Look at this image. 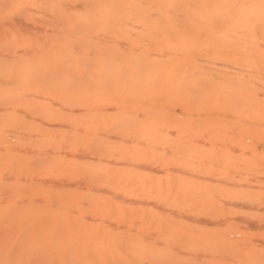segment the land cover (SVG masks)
I'll return each instance as SVG.
<instances>
[{"label":"rangeland","instance_id":"obj_1","mask_svg":"<svg viewBox=\"0 0 264 264\" xmlns=\"http://www.w3.org/2000/svg\"><path fill=\"white\" fill-rule=\"evenodd\" d=\"M15 2L18 5H25L24 7L27 9L35 5L36 7L40 6V4H38L39 6L37 3L34 4V1H31L33 5L31 6V3L25 0H13L10 3L12 6H7L0 13V15L3 14V16H0L2 19H6V17L3 18L5 13L9 14L11 12V8ZM27 3L30 5L29 8L26 6ZM17 7L13 11L17 10ZM41 10H43V7ZM23 16L24 20L28 18L29 20L26 21L31 23L35 21L38 24L39 22L37 21H41L38 27H40L39 31L43 33L40 35L39 32V35H45L44 25H46V28L48 26L46 23H43V26L41 25L43 18L40 20L39 17L37 18L31 12H25ZM35 18H37V21ZM171 20L172 23H168L166 20V24L170 27L161 22L159 25L160 28H158L159 26L156 27L155 23L159 22L153 20L155 27L150 25L152 28L146 26V28L140 30L123 29L122 27V30H119L116 27L117 21H115L112 26L107 28L108 31H104V29H102L103 31H99L105 32V34L103 33L104 39L107 41L101 36L97 37L93 35L94 33L98 35L97 30H99L94 27L93 33L90 32L93 35L92 38H102L105 44H103L104 46L102 45L104 48L99 43L98 45L97 43L94 44L95 48L93 47V43L89 44L90 47L88 45L87 49L89 52H92L89 54L87 62L90 66L86 64L79 66L74 62H69V64L68 62L65 63L61 58L62 55H65V52L53 47L49 49V47H44L43 45L39 46L40 48L44 47L42 48L43 52H34L35 55L38 53V62L32 60V57L25 60L28 64L35 61L31 67L30 64L23 63L25 69L22 66L21 60H17L19 62L12 59L9 60V64H11H7L9 67L4 64L8 60L4 63L1 62L0 67L2 66L4 68V72L5 70L8 72L5 75L1 71L3 69L0 68L1 73H3V75L1 73L0 75H5L3 79L0 76L1 82L8 80V85L6 86V83L0 82V87L3 84V94L8 90L7 87L11 91L8 92L9 95L6 93L4 98L1 94L2 87L0 88V104L4 107L0 105V109H3L4 113L3 116L2 110H0V118L2 116L1 120H3L0 121V156H3L2 153L4 152L1 146L4 147L3 149H6V152L7 150L9 151L6 154L4 153L6 158L0 157V159H2V162L9 160L7 154H10L11 158L10 156L9 158L11 160L0 164L6 166L5 169V166H0V171H3L6 176L10 177L12 175V180L9 181V177L5 178L4 174L0 172V179L6 181L3 182L0 180V214L4 213L0 216H3L5 219L0 218V222L3 221V224H0V228L9 223H16L24 227L29 222H34L33 225L37 227L39 225L40 227L42 226V232H38L39 227L37 230H30L32 233L33 231L35 233L32 236L33 239L31 237L29 238L30 241L32 239L33 243L28 239L25 241L27 244L29 242L31 245L36 244L35 246H38L39 244L37 243L39 242L42 244V241H45V239L51 241L53 236L54 238L57 236L55 239H58L60 237L59 233H63L64 235L69 232L67 234L71 235V238L65 234L63 236L65 238L64 241L63 239L58 241L61 239L60 237L57 241L55 239L51 241L53 242L51 244H54V241L55 243H67V245L69 244L68 250L71 249L72 254L71 251L67 250V245L63 249L62 246L59 247L55 244L58 247L56 248L54 245L51 246L49 242H46L47 244L44 242L47 249L53 247L54 253L56 252L55 254H58L61 250L65 254V260L62 258L64 255L59 259L60 253L57 255L58 257H55L57 261L61 260L60 262L62 263L59 264H73L72 261H74V264H264V49H258L257 47V49H254V47L250 49L246 47L247 45L244 46L243 44L235 43L231 39V36L227 35L229 30L225 28L218 30L182 29L180 25L177 27V24H174L176 19ZM44 21L46 22V20ZM168 21L171 22L170 19ZM190 21H193V19ZM170 24H174V26L171 27ZM109 29L112 34L109 32ZM13 30L14 28L11 26L7 27L4 43L8 41L5 44L6 48L13 45L15 47L13 52H16L23 47L20 43L23 36ZM219 30L221 31L219 32ZM6 34H10V37ZM99 34L103 36V34ZM90 35L89 38L91 37ZM48 36H51V34ZM19 37L21 38L17 39ZM12 41L13 43L15 42L14 44H16L17 48L14 44L10 43ZM108 41L109 43L112 41L111 44H114V42L118 43L117 45H110ZM98 48L100 49V54L96 51ZM102 49L103 51H101ZM18 51L21 53L20 50ZM55 53L56 56H54ZM49 59L51 62H49ZM40 61H43L41 65L44 62L47 64H44L43 68L39 69L40 64L38 63ZM54 61H57L59 65L61 64L62 67L59 65L57 67H61V70L56 68L57 63L55 65ZM14 62L20 64L18 65L19 67L16 63L14 65ZM36 62L37 64H35ZM71 64L74 65V70L73 68L71 69ZM76 65L78 69H76ZM85 65L88 66V70L86 69L87 67L84 68ZM34 66L35 69H33ZM46 66L47 68L49 67L50 74L47 73ZM67 69H69V74L64 72ZM84 69L87 70L88 74L86 71V73L83 72ZM12 70H16L14 71L16 74L14 75L13 73L14 76L12 77L11 75L8 76L10 72H13ZM26 70L27 73L24 74L26 79L20 78L23 75V71L25 72ZM34 70H37L36 73ZM41 70H44L43 72L45 73H41ZM94 70L100 75H96V73L94 76ZM19 72H21V75ZM74 72H76L75 74L79 78L75 77L73 81V78H70L71 76H67H74ZM46 73L49 74L48 78L38 75ZM33 74L35 75L34 78L32 77ZM88 75L90 79L87 78L89 77ZM55 76L61 79H56ZM22 77L24 78V76ZM35 77L38 79H35ZM43 77L47 78L46 81L48 80V84H43V81H45ZM54 78L56 81H54ZM18 79L22 80L20 81ZM28 79H30L29 81L31 83ZM41 79L43 80L42 83L38 84L41 82ZM76 79H80L78 80L79 82H76ZM9 80H13V82L10 83ZM63 80H66L67 83L72 82L78 86H74L75 88H70V90L69 87H72L74 84L71 83L67 87L65 86L67 83L61 84L65 83ZM32 81H36V83ZM83 81L89 83L85 84ZM26 82L30 83V85ZM46 84L48 86L49 84L50 86L54 85L55 90L52 86L51 89L53 90L50 87H45ZM21 85L26 89L23 90ZM27 88H29L28 92H33L32 90H34L35 95L38 94V96H35L32 93V98L36 97V101L31 99V95L27 91L25 95ZM18 90H20L19 93ZM39 92L42 93L39 94ZM19 94L20 98H18ZM55 94L60 102L62 100V103L64 100H67L68 103L71 102L77 105L79 100L82 99V101L77 106H73L74 108L66 102L64 103L67 104L69 109L64 103L65 106L61 105L58 107L61 103L59 104ZM14 95H17L15 96L17 97L15 100L19 102L14 101ZM81 95L82 97H80ZM10 96H13L11 97L13 100L10 99ZM50 96L52 99H50L51 103L49 100ZM23 97L26 99L21 101ZM76 98L79 100L77 101ZM41 100L45 102H41ZM55 101H58V103ZM6 102H8L7 105ZM85 102L87 105L89 104L92 112L91 110L88 111V106L85 107ZM20 104H24L25 107L26 104H30L27 106L29 110H24V112H27H25L26 118H31L30 121L28 119L26 121L24 118L21 119L20 116L24 114V108H21L23 105ZM45 105L46 107L43 108ZM18 107L22 109V112ZM65 107L66 112L64 111ZM78 107V111L82 109L87 110V112L80 110L81 114H79L75 110ZM5 108H8V110L11 108L12 110L10 109L8 111ZM32 108L33 112L30 111ZM18 111L21 112V115H18L20 114ZM44 111H46L45 117L48 118H45L43 114V122L41 120V113H44ZM7 113H9V120L13 119L12 121H15L14 123L10 122L12 124L11 127L7 123L9 122L8 116V121L5 119ZM78 116L80 117L78 118ZM80 118L81 121L79 120ZM23 120L25 121L24 125L26 126L27 124V129L22 125ZM57 120H61V122L59 121L57 123ZM73 120L75 121L69 123ZM4 121L6 122L4 123ZM18 121L22 124H19ZM77 121L80 123H77ZM52 123H56L59 127L53 126ZM63 123L66 127L69 126L74 130H72L73 132H69V134H72L69 138L72 141L69 139L67 141L66 138L69 137L67 133L71 129L64 128ZM18 124L27 130L25 131L24 128H19V126L18 128L16 127V130L18 132L21 131V133L31 131L33 127L31 133L29 131L28 135L26 134L27 138L22 137L21 133L16 134L15 130H13L15 125ZM43 124L44 126H41ZM77 128H81L82 130H77ZM53 129H58L57 132H59L57 133ZM11 130L14 131L16 136L18 135L17 141H20L19 143H17L16 136ZM40 131L42 132L40 133ZM36 133L38 136H35ZM74 134L78 137H75ZM19 136L22 137L25 144L21 143L22 139ZM34 137L36 140V137H38V141L40 140L39 142L41 143L36 141ZM64 137H66L65 140ZM63 143L66 145L63 146ZM28 144L33 149L31 150L32 153L34 150L37 151L39 149H41L39 150L40 152L44 151L43 153L45 154H39L37 151L36 155L38 160L35 157L36 155L34 157L36 163L45 160L41 164V167L45 166V168L42 169L39 167L41 169H38L36 167L35 160L33 161L32 159L35 153L30 156V148L27 151L25 150ZM61 144L62 149L65 148V153H63L64 150L61 151V147H56L57 145L61 146ZM67 144L75 153L70 151ZM43 145H48V147L53 146V148H48L47 146L45 148ZM9 147H13L16 150L10 153L13 149L11 148V150ZM18 149L19 151H17ZM46 149L48 150V154ZM54 149L56 150L54 151ZM75 149H80L79 151L83 156ZM18 152H21L22 157L20 156V158L21 161L22 158L24 159L25 166L24 161L20 163V158H15L18 156L14 154H18ZM53 152L60 154V156L55 155ZM67 152H69V155L71 154V157L67 155ZM23 153H30L29 156L27 155L29 159L23 157L26 156ZM40 155L44 157H42V160H40ZM47 155H50L49 157L51 159ZM85 156L86 160L84 158ZM81 157L84 158L85 162L82 161L83 158ZM13 159L15 162L17 161L16 163L18 165L12 161ZM51 161L52 165L49 164ZM27 162L29 163L28 165L26 164ZM9 163L14 165H9ZM30 164H33L30 167L32 171L35 170L38 174L31 171L29 173L36 175L35 178L39 177V179H42L40 180L41 182L44 181V178H48L46 180L47 185H44L46 183L45 181L43 185L40 184L39 186L37 183L39 179H35L32 174H29L30 178L33 177L31 181L32 185L29 183L31 180H28L29 176L27 175L29 168L26 169L25 167L31 166ZM11 166H15L13 167V172H11ZM17 166L20 168L18 169ZM21 169L24 170L23 173H21ZM5 170L11 173L9 174ZM38 170H41L39 171L40 173ZM47 170L52 172L51 175H49ZM26 171L27 174H25ZM16 172L21 174L19 175ZM45 172H47L48 176L44 175ZM68 172H70V175L67 176L66 174ZM54 173L59 174L57 176ZM64 173L69 177V180L62 176ZM23 174L26 176L22 177ZM14 175L17 177V180ZM52 175L56 178H54L56 183L58 182L60 184H55L54 180L51 183H54V185L50 184L49 180L53 178ZM18 178L22 179L21 181L25 185L27 183L26 178L29 185L33 186L31 187L32 189H26L27 183L24 187L25 190H22L23 188L21 186L24 185ZM23 178L26 183L23 181ZM60 179L63 180L61 181ZM76 180L77 184H75ZM33 181H36L37 185H34ZM7 183L9 185L13 183L14 190L17 188V191L13 192L16 194L20 193V196L13 197L17 195L10 191L11 195H8V199L7 192L11 188L7 190L9 186ZM65 184L68 185L66 186ZM57 185L62 190H57ZM43 186L45 188L44 190L41 189ZM29 187L27 186V188ZM50 187L53 188V191ZM53 192H55L54 195ZM47 194L51 197H49L50 199H47V196L45 197ZM38 195L42 196L38 198ZM43 197L47 201H44ZM37 198L43 203H39ZM52 198L58 199L56 201ZM11 201L15 207L11 205L12 203L8 204ZM54 201L55 203H59H57L58 206L54 204L55 207L53 208ZM33 202L39 208V210L35 209V211L38 210L36 214H39V211L43 210H47L46 212L50 213L48 214L43 211L45 214L41 212V215L39 214L40 216L35 217L36 215L32 213L34 210H29L32 213L31 215H33L32 218H38L35 219L38 221L32 220L27 209L33 208ZM44 202H52L50 204L54 210L51 207L47 208L48 203L46 206ZM6 203L8 206H6ZM37 203L42 205L39 206ZM18 204L21 205L22 209ZM16 205L18 208H16ZM23 205L29 208H24ZM3 208L12 210H8L6 213V210ZM1 209L5 212L1 211ZM19 209L29 219L27 220V224H25L26 220H23L25 223L22 222V217L19 218L18 216L17 218L15 216L18 213L15 210ZM55 210H72L66 212V214L70 212L67 215L72 216V220L70 219L71 222L69 223L72 225L66 224V221L69 222V219L66 220V214L62 215L64 211H59L57 215ZM11 211H13L14 215L9 214ZM78 212L83 214H80V216ZM86 213H89V215ZM46 214L51 218L54 228L51 226L52 224H49L51 223L50 220H48V223L46 222L48 219ZM53 214L57 218H59V214L63 216L60 215V219L62 218V220H58L67 229L60 226L61 224L58 220L55 222L56 219H54L55 216ZM43 215H45L43 219L46 223H43ZM85 215L89 217L85 218ZM13 216L15 219H12ZM99 216L101 217L99 218ZM8 217L11 218L9 219ZM77 217H79L81 223L75 222V220H78ZM73 218H75L74 221ZM83 218L87 220L84 221ZM18 220L19 222H17ZM5 221H8V223ZM56 223L60 225L57 226ZM96 223H99V228ZM75 224H79L80 226L84 224L81 228L82 232H84L80 234L84 240H79L81 236L78 233L81 231L77 227L79 225L75 226ZM33 225L30 224L28 226L29 229L31 227L34 228ZM85 225H91L89 228L92 230L87 229L88 226L86 227ZM43 227H46V229ZM97 228L98 233L103 238L99 234V236L96 235ZM74 229H78L79 231L77 230L78 232H76ZM65 230L69 231L65 232ZM85 231L89 235H85ZM89 232H93L94 234ZM49 233H52V237ZM38 234H40L38 238L41 239L42 237V239L34 243V238H37L36 236ZM91 237L94 239H91ZM100 237L103 239L101 242ZM86 238L91 240H86ZM96 238L99 240L98 242ZM68 239L70 241H67ZM73 239L78 241L77 244L74 243L75 241ZM83 241L84 244L82 243ZM73 243L78 245L77 248ZM91 243L95 244L93 245ZM12 245L14 244L12 243ZM49 245L50 247H48ZM30 246L28 245V247ZM4 247L7 249L8 246L6 244L0 246L1 253L2 250L4 251ZM82 247L86 248L83 249ZM43 249L46 250L44 247ZM85 249H87L85 251L87 257L82 256ZM49 251L52 250H48L47 252ZM82 257L84 259L81 262ZM0 263H2L1 259Z\"/></svg>","mask_w":264,"mask_h":264},{"label":"bare ground","instance_id":"obj_2","mask_svg":"<svg viewBox=\"0 0 264 264\" xmlns=\"http://www.w3.org/2000/svg\"><path fill=\"white\" fill-rule=\"evenodd\" d=\"M13 0H0V13L1 12H3L2 10H4L5 8H7V6L9 7V6H12L10 3L12 2ZM21 1V0H20ZM25 1H27V2H30L31 3V6H33L32 5V2L31 1H34V4H36L37 3V5L38 4H40V6L39 7H36V5L35 6H33V7H30L29 8V3H27L26 4V6H28V8L29 9H27V8H25L24 6L25 5H18V3H20V2H15L14 4H13V7L11 8L12 10H11V12L9 13V14H6L5 13V16L3 17V18H5L6 17V19H2L1 17H0V64H1V62H5L6 60H8V62H6V63H4V64H8V65H11V64H9V60H14V61H17V60H21V62H22V66L25 68V66H24V64H27V65H29L28 63H26V61L25 60H28V59H30L31 57H32V60H35V61H39V57L37 56L38 55V53H39V51L40 52H43L42 51V48H44V47H49V49H50V47H53V48H58V49H61V51H63V52H65V55H62V61H64L65 63H67L68 62V64H69V62H74V63H76L77 65H83V64H86V65H89V63H87L88 62V59H89V54H91L92 52H89V50L87 49L88 48V45L90 44V43H93V47L95 48V46H94V44H96L97 43V45H98V43L99 44H101V46L103 45V44H105V41H107V40H105L104 39V34H105V32H102L103 30L102 29H104V31L106 30V31H108L107 30V28H109V26H112L114 23H115V21H117V29H119V30H122V28L124 29V28H126V29H136V30H140V29H144V28H146V26H149V28H152V27H150V25H153L154 26V24H153V20H156V21H158L159 23H155V26L157 27V26H159L160 24H161V22L162 23H164L166 26H168V27H170L169 25H167L166 24V20H167V22L168 23H172V20L171 19H176L175 20V22H174V24H177V27L180 25V28H182V29H228L229 31H228V33H230V34H228L227 33V35H230L231 36V39L232 40H234V42L235 43H238V44H243L244 46H246V47H248V48H250V49H252V47H254V49H259V48H262V49H264V0H25ZM17 3V4H16ZM17 6H20V7H17ZM22 6V7H21ZM15 7H17V10H15V11H13V9L15 8ZM42 7H43V10H41L42 9ZM9 9V8H8ZM25 12H31L32 14H34V15H36V17L38 18H40V20H42V18H43V20H42V26H43V23L45 24H47V28H46V25H44L45 26V29H44V31H45V35H43V36H40V35H42V33L43 32H40L39 31V28L40 27H38L39 26V23L41 22V21H37V18H35L36 19V21L37 22H39L38 24H36V22L34 21H32V23L31 22H29V21H26V20H29L28 18L26 19L25 18V20L23 19V14L25 13ZM27 15H28V13H27ZM0 16H3V14H1ZM25 17H27V16H25ZM28 17H29V15H28ZM168 19H170V21L171 22H169L168 21ZM193 19V21H190V20H192ZM44 20H46V22L44 21ZM233 20V21H232ZM178 21V22H177ZM113 22V23H112ZM34 23V24H33ZM37 26H36V25ZM158 24V25H157ZM174 24H170L171 25V27H173L174 26ZM8 26H11L12 28H14V30L17 32V33H20V35L21 36H23L22 38L21 37H19V38H17V39H22V41L20 40V43L23 45V47L22 48H20V49H18V50H20V52L21 53H19V51L17 52H13V50H14V46L13 45H10L9 43V48H6V46H5V44L8 42H6V43H4V39H6V38H4V36H5V32H6V30H7V27ZM41 26V27H42ZM154 26V27H155ZM94 27H96V29H99V30H97L98 32V35L97 34H93V35H96L97 37L99 36H101L102 38L101 39H98L97 37H95V38H92V34L91 33H93V30H94ZM114 27V26H113ZM122 27V28H121ZM158 28H160V26L158 27ZM96 29H95V31H96ZM155 29H157V28H155ZM13 30V31H14ZM100 30H102L101 32H99ZM10 31V30H9ZM94 31V32H95ZM221 30H219V32H220ZM224 31H226V30H224ZM12 32V31H11ZM16 32H14V33H16ZM39 32H40V35H39ZM49 32V33H48ZM91 32V33H90ZM109 32L112 34V32H111V30L109 29ZM114 32H115V30H114ZM7 33V32H6ZM91 35H90V34ZM99 33H101V34H103V36L102 35H100ZM12 34V33H11ZM49 34H51V36H48ZM7 35V34H6ZM9 35V37H10V34H8ZM7 35V36H8ZM13 35H15V34H13ZM12 35V36H13ZM89 35L91 36L90 38H89ZM16 36V35H15ZM14 36V37H15ZM17 36H19V35H17ZM8 37V38H9ZM10 39V38H9ZM12 39V38H11ZM89 39V40H88ZM112 40H114L115 41V39H113L112 38ZM15 41V40H14ZM101 41V42H100ZM18 43H19V41H17ZM16 42V43H17ZM23 42V43H22ZM116 42V41H115ZM114 42V44H111L112 43V41H110V43H109V41H108V44H110V45H117V43H115ZM10 43H12V44H14L13 43V41L12 42H10ZM17 43V44H18ZM107 43V42H106ZM120 43V42H119ZM25 44V45H24ZM15 46H16V44H14ZM40 45H43L44 47H39ZM109 45V46H110ZM19 46V45H18ZM21 46V45H20ZM104 46V45H103ZM102 46V48H104ZM250 46V47H249ZM39 47V48H38ZM89 47H90V45H89ZM257 47V48H256ZM16 48H17V46H16ZM96 49H97V47H96ZM94 50V49H93ZM35 51H37L38 53L35 55L34 54V52ZM49 51V50H48ZM60 51V52H61ZM91 51V50H90ZM95 51V50H94ZM96 51H98V53H99V51H100V49L98 48V50H96ZM95 51V52H96ZM101 51H103V49L101 50ZM51 52V51H50ZM19 53V54H18ZM62 53V52H61ZM62 54H64V53H62ZM96 54V53H95ZM100 54V53H99ZM34 56H37V57H34ZM45 56H46V54H45ZM50 56V55H49ZM54 56H56V53H55V55ZM60 56V55H59ZM97 56V55H96ZM96 56H95V58H96ZM36 58H37V60H36ZM47 58V57H46ZM51 58V57H50ZM54 58V57H53ZM96 59H98V58H96ZM95 59V60H96ZM135 59V58H134ZM56 60V59H55ZM19 61H17V62H19ZM24 61V62H23ZM35 61H33L31 64H30V67H31V65H33L34 64V62ZM46 61H48V60H46ZM37 62L35 63V64H37ZM41 62V61H40ZM38 63V64H40V67H39V69L40 68H43V65L44 64H47V63H43V65H41L42 64V62L41 63ZM49 62H51L50 61V59H49ZM15 63L16 62H14V65H15ZM24 63V64H23ZM54 63H55V65H56V63H57V66H56V68L58 67V65H59V63L57 62V61H54ZM52 64V63H51ZM51 64H50V66H51ZM67 64V65H68ZM96 64V63H95ZM142 64V63H141ZM7 65V67H9ZM16 65L18 66V65H20V64H17L16 63ZM64 65H66V64H64ZM76 65V69H78V66ZM84 66V68L85 67H87L86 69L88 70V66ZM5 66V65H4ZM59 66H61V64L59 65ZM72 66V67H71ZM73 64H71L70 65V67H71V69L73 68ZM90 66V65H89ZM16 67V66H15ZM14 67V68H15ZM19 67V66H18ZM36 67H37V65H36ZM62 67V66H61ZM61 67H59V68H57V69H59V70H61ZM66 67V66H65ZM96 67V66H95ZM140 67H142V66H140ZM140 67H138V68H140ZM0 68H2V66L0 67ZM46 68H47V66H46ZM53 68V67H52ZM67 68H68V66H67ZM3 70H1V71H3V73L5 74V75H7L6 73H8L6 70H5V72H4V68H2ZM7 69H10V68H7ZM26 69V68H25ZM24 69V70H25ZM32 69V68H31ZM33 69H35V66H34V68ZM32 69V70H33ZM37 70H38V68H36ZM54 69V68H53ZM75 69V70H76ZM80 69V68H79ZM36 70V71H37ZM47 70H48V72L47 73H49L50 74V70H49V67L47 68ZM55 70V69H54ZM68 70V71H67ZM66 71H64L66 74H69L70 72H69V69H67ZM73 70H74V68H73ZM72 70V71H73ZM83 70V69H82ZM87 70H85L84 69V71L83 72H87ZM1 71H0V73H1ZM10 71V70H9ZM13 72H10V74H8V76L9 75H11V77L12 76H14L16 73H14V71H16V70H12ZM35 71V70H34ZM36 71H35V73H36ZM42 71V70H41ZM44 71V70H43ZM41 72V73H45V72ZM90 71V70H89ZM57 72V71H56ZM60 72V71H59ZM68 72V73H67ZM85 72V73H86ZM94 76H95V74L97 73V71H95L94 70ZM3 73H1L2 75H3ZM12 73V74H11ZM13 73H14V75H13ZM20 73V75H21V72H19ZM19 73H18V76H19ZM25 73H27V70L24 72L23 71V75H21V77L20 78H22V79H26L25 78ZM38 73H39V71H38ZM43 74V75H41V74H38L39 76H46L47 78H48V76H49V74ZM63 73V72H62ZM62 73H60L61 75H62ZM76 72H74V74H75ZM80 73V72H79ZM90 73V72H89ZM32 74V73H31ZM87 74H88V72H87ZM86 74V75H87ZM99 73H97L96 75H98ZM2 75H0V76H2ZM5 75L4 76H2V79L3 78H5ZM53 75V74H52ZM83 75H84V73H83ZM100 75V74H99ZM7 76V77H8ZM22 76H24V78L22 77ZM34 74L32 75V77L34 78ZM60 76V75H59ZM69 76H71L70 78L74 81V79H75V77H77L76 76V74L74 75V76H72V75H68L67 77H69ZM89 76V75H88ZM46 77H43L44 79L43 80H45V81H43L42 79H41V82H39L38 84H40V83H42V81H43V84H45V83H49L48 82V80L46 81ZM56 77V79L58 78V79H61V78H59L58 76H55ZM63 77V76H62ZM87 77V76H86ZM27 78H29V76H27ZM77 78H79V76L77 77ZM88 79H90V76L89 77H87ZM10 79V78H9ZM22 79H18V80H22ZM35 79H38V78H36L35 77ZM52 79V78H51ZM55 79V78H54ZM56 79L54 80V81H56ZM30 79H28V81H29ZM78 80H80V79H76V82H79ZM85 80V79H84ZM2 80H1V78H0V82H1ZM8 81V80H7ZM5 82V80H3V82H1V83H6V86L8 85V82ZM10 81V80H9ZM26 81V80H25ZM24 81V82H25ZM52 81V80H51ZM65 83H61V84H66L67 82H66V80H63ZM68 81H69V79H68ZM86 81V80H85ZM11 82H13V80H11L10 81V83ZM19 82V81H18ZM30 83H31V81H29ZM33 82V81H32ZM84 82V81H83ZM82 82V83H83ZM10 83H9V85H10ZM19 83H21V82H19ZM27 83V82H26ZM30 83H27L28 85H30ZM33 83H36V81H34ZM53 83V82H52ZM54 83H56V82H54ZM72 82H68L65 86H70L69 84H71ZM85 83V82H84ZM87 84L89 83V82H86ZM85 83V84H86ZM15 84V83H14ZM13 84V86L14 87H16L15 85ZM46 84V86L45 87H50V89H51V86H52V88L55 90V88L53 87L54 85H51L50 86V84H49V86ZM72 84H74V83H72ZM36 85V84H35ZM79 85H81V84H79ZM22 86V88H23V90L24 89H26V88H24L23 87V85H21ZM34 86V85H33ZM43 86V85H42ZM56 86H57V84H56ZM61 86V85H60ZM74 86H76L75 84L72 86V87H69V89L70 88H72L73 89V87ZM78 86V85H77ZM76 86V87H77ZM82 86V85H81ZM80 86V87H81ZM2 87V88H1ZM1 91H2V89H3V84H1ZM5 87V86H4ZM10 87V86H9ZM28 87V86H27ZM37 87V86H36ZM44 87V86H43ZM62 87V86H61ZM83 87V86H82ZM33 88V87H32ZM63 88V87H62ZM66 88V87H65ZM75 88V87H74ZM84 88V87H83ZM83 88H81V89H83ZM87 88V87H86ZM85 88V89H86ZM6 89V88H5ZM8 89V90H7ZM7 91H5V94H3V91H2V93H1V91H0V93L3 95V97L5 98V95H6V93L8 94V92H10L9 91V88L7 87ZM11 89V88H10ZM15 89H17V88H15ZM38 89V88H37ZM39 89H40V87H39ZM53 89H51V90H53ZM58 89V88H57ZM56 89V90H57ZM67 89V88H66ZM79 89V88H78ZM21 90V89H20ZM20 90H18V93H19V91ZM28 90H29V88H27V90H25V95H26V91H27V93L29 94V95H31L30 97H31V99H33V101L35 100V98H32V96L33 95H35V92H34V90H32L33 92H28ZM35 90H36V88H35ZM59 90V89H58ZM71 90V89H70ZM89 90V89H88ZM16 91V90H15ZM46 92V91H45ZM75 92V91H74ZM85 92V91H84ZM83 92V93H84ZM89 92V91H88ZM87 92V93H88ZM13 93V92H12ZM17 93V92H16ZM21 94H24V93H22V92H20ZM31 93V94H30ZM32 93H33V95H32ZM37 93H38V91H37ZM42 93V92H41ZM40 92H39V94H41ZM60 93H62L61 91H60ZM73 93V92H72ZM76 93V92H75ZM87 93H86V95H87ZM45 94V93H44ZM43 94V95H44ZM81 94V93H80ZM79 94V95H80ZM85 94V93H84ZM9 95V94H8ZM8 95H7V98H8ZM18 95V94H17ZM17 95H14V97L15 96H17ZM68 95V94H67ZM66 95V96H67ZM90 95V94H89ZM21 96H23V95H21ZM35 96H38V94H36ZM46 96V95H45ZM55 96H56V98H57V95L55 94ZM59 96H60V94H59ZM1 97V96H0ZM11 97H13V96H10V99H11ZM13 97V99H14V101H16V102H19V101H17V100H15L17 97H15L14 98ZM28 97V96H27ZM69 97H70V95H69ZM76 97V96H75ZM79 97V96H78ZM80 97H82V95L80 96ZM88 97H90V96H88ZM18 98H20V94H19V96H18ZM38 98V97H37ZM40 98V97H39ZM38 98V99H39ZM45 99H46V97H44ZM48 98V97H47ZM55 98V97H54ZM56 98H55V100H56ZM64 98V97H63ZM10 99H8V100H10ZM13 99H11V100H13ZM23 99V100H22ZM26 99V98H25ZM24 99V97L23 98H21V101H24L25 100ZM37 99V100H38ZM41 99V98H40ZM51 99V96H50V98H49V100ZM58 99V98H57ZM65 99H66V97H65ZM77 99V98H76ZM89 99V98H88ZM18 100H20V99H18ZM52 100V99H51ZM51 100H50V103H51ZM79 99H77V101H78ZM87 100V99H86ZM6 101V100H5ZM20 101V102H21ZM36 101V100H35ZM58 101H59V99H58ZM58 101L56 102V103H58ZM77 101H76V103H77ZM80 101H82V99L81 100H79V102L77 103V105L80 103ZM39 102H40V100H39ZM41 102H45V101H42L41 100ZM54 102V104H56ZM64 102H66L67 104H71V106L73 107V106H77V105H75L74 103V105L70 102V103H68V101L67 100H64ZM63 102V103H64ZM74 102H75V100H74ZM23 103V102H22ZM28 103V102H27ZM61 103V104H60ZM62 103V100H61V102L59 101V106L58 107H60L61 105H66L67 106V104L66 103H64L63 104ZM8 104V102H6V105ZM32 104V103H31ZM41 104V103H40ZM43 104V103H42ZM53 104V105H54ZM84 104V103H83ZM1 105V104H0ZM20 105H23V107H21V108H24L23 109V112H24V110H27L28 109V107L27 106H29L28 104H26V107L24 106V104H20ZM57 105V104H56ZM64 105V106H65ZM85 107H87L88 106V108H89V110L88 111H90L91 110V112H92V109L90 108V106H89V104L87 105V103L85 102ZM2 106V105H1ZM32 106V105H31ZM83 106V105H82ZM82 106H81V108H82ZM3 107V106H2ZM7 107V106H6ZM42 107V106H41ZM40 107V108H41ZM46 107V105L43 107V108H45ZM50 107V106H49ZM68 107V106H67ZM4 108V107H3ZM15 108V107H14ZM21 108H19L18 107V109H20V111L22 112V109ZM31 108V107H30ZM57 108V107H56ZM62 108V107H61ZM74 108V107H73ZM73 108H71V109H73ZM6 110H8V108H5ZM5 109H4V111H5ZM11 108H9V110H10ZM18 109H16V110H18ZM68 109H69V107H68ZM77 109H79V107L78 108H76L75 110H77ZM83 109H84V107H83ZM0 110H2L1 112H2V115L4 116V113H3V109H0ZM8 110V111H9ZM12 110V109H11ZM29 110V109H28ZM64 110V109H63ZM74 110V109H73ZM81 111H86L87 112V110H82V109H80ZM80 110L78 111L79 112V114H81V112H80ZM20 111H18L20 114H18V115H21V112ZM30 111L31 112H33V108L32 109H30ZM62 111V110H61ZM65 112H66V107H65V110H64ZM7 112V111H6ZM26 112V111H25ZM24 112V114H22L20 117H21V119L22 118H24V119H26V121H27V119L28 118H26V113ZM36 112H37V110H36ZM39 112V111H38ZM45 112L46 111H44V113H41L42 114V118H41V120L43 121V118L46 116L45 115ZM71 112V111H70ZM73 112V111H72ZM75 112V111H74ZM85 112V113H86ZM40 114V113H39ZM43 114H44V117H43ZM75 114H76V112H75ZM78 114V113H77ZM87 114V113H86ZM88 114H89V112H88ZM24 115V116H23ZM47 115L49 116V114L47 113ZM90 115V114H89ZM7 116H8V120H9V113H7V115H6V117H5V119L7 120ZM52 116V115H51ZM50 117V116H49ZM77 117V116H76ZM80 116H78V118H79ZM1 118H2V116H1ZM1 118H0V121H3V120H1ZM45 118H48V117H45ZM66 119H67V117H65ZM81 118L82 119H84L82 116H81ZM81 118L79 119L80 121H81ZM19 120H20V118H18ZM31 119V118H30ZM30 119H28L29 121H30ZM61 119V118H60ZM7 120V121H8ZM13 119H11V120H9V122H7L8 124H10L9 125V127H11V123L10 122H15V121H12ZM40 120V121H41ZM45 120V119H44ZM17 121V120H16ZM28 121V122H29ZM46 121V120H45ZM60 122H61V120H59ZM58 120H57V123L59 122ZM75 120H73V121H70L69 123H72V122H74ZM6 121H4V123H5ZM44 122V121H43ZM79 121H77V123H78ZM84 122H85V120H84ZM6 123V124H7ZM18 123H19V121H18ZM27 123V122H26ZM30 123H32V122H30ZM65 123V122H64ZM63 123V125H64V128L66 127V125ZM68 123V124H69ZM80 123V122H79ZM1 124V123H0ZM7 124V125H8ZM19 124H22V123H19ZM15 125V127H14V129L13 130H15V133L17 134V133H21V131H17L16 129L18 128V126H19V128H26L27 127V124H26V126L24 125L25 124V121L23 120V124L22 125H24V127H20V125ZM35 124H36V122H35ZM47 124H49L50 126H51V124L49 123V122H47ZM40 125V124H39ZM52 125L53 126H57L56 125V123H52ZM86 125V124H85ZM6 126V125H5ZM41 126H44V124L43 125H41ZM52 126V127H53ZM71 126V125H70ZM8 127V126H7ZM17 127V128H16ZM39 127V126H38ZM37 127V128H38ZM57 127H59V126H57ZM25 128H24V130H25ZM28 128V127H27ZM26 128V129H27ZM56 128V127H55ZM67 129H71V127H69V126H67L66 127ZM74 128V127H73ZM83 128V127H82ZM86 128V127H85ZM8 129V128H7ZM32 129H33V127L31 128V131H32ZM35 129V128H34ZM40 129V128H39ZM38 129V130H39ZM79 129H81V128H79ZM78 128H77V130H79ZM13 130H11V132L12 133H14V131ZM53 130H55V129H53ZM58 130V129H57ZM57 130H55L56 132H57ZM73 129H71V130H69L68 131V133L67 134H69V132H71ZM82 130V129H81ZM25 131H27V130H25ZM30 131V130H29ZM28 131V132H29ZM31 131H30V133H31ZM55 131H54V133H55ZM74 131V130H73ZM72 131V132H73ZM10 132V133H11ZM28 132H23V133H21L22 134V137H26L27 138V135H28ZM42 131H40V133H41ZM59 132V131H58ZM57 132V133H58ZM82 132H84V131H82ZM14 133V134H15ZM35 133V132H34ZM53 133V134H54ZM8 134V133H7ZM16 134H15V136H16ZM27 134V135H26ZM38 134H39V132H38ZM66 134V133H65ZM10 135V134H9ZM8 135V136H9ZM12 135V134H11ZM24 135V136H23ZM30 135H32V134H30ZM29 135V136H30ZM37 135V133L35 134V136ZM58 135H60V134H58ZM57 135V136H58ZM70 135L72 136V134H69V137H64V140H65V138L67 139V141H68V139L70 138ZM1 136V135H0ZM13 137H14V135H12ZM12 136H10V137H12ZM18 136V135H17ZM17 136H16V141L18 140L17 139ZM38 136V135H37ZM40 136V135H39ZM61 136V135H60ZM74 136H75V134H74ZM19 137H21V136H19ZM22 137H21V139H22ZM59 137V136H58ZM75 137H78V136H75ZM37 138V140L35 139V137H34V139L36 140V141H38V137H36ZM46 138V137H45ZM14 139V138H13ZM14 139V140H15ZM28 139H30V137H28ZM27 139V141H29ZM39 139H41L42 140V138L41 137H39ZM44 139V138H43ZM74 139V138H73ZM2 140V139H1ZM31 140V139H30ZM69 140H71V139H69ZM35 141V143H37ZM40 141V140H39ZM38 141V142H39ZM45 141L47 142V140L45 139ZM49 141V140H48ZM72 141V140H71ZM71 141H69V142H71ZM20 142V141H19ZM18 141H17V143H19ZM44 142V141H43ZM60 142V141H59ZM58 142V143H59ZM66 142V141H65ZM22 144H25L24 143V141H23V139H22V142H21ZM28 143H30V142H28ZM39 143H41V142H39ZM48 143V142H47ZM56 143V142H55ZM21 144V145H22ZM31 144V143H30ZM52 144V143H51ZM68 144H70V143H68ZM67 144V145H68ZM75 144V143H74ZM5 145H6V143H5ZM56 145V144H55ZM66 145V144H65ZM64 145V143H63V146H65ZM25 146V145H24ZM27 147H25V150L27 151V149H29V151L31 152V154H30V156L33 154V153H35V154H33V157H32V159H33V161L35 160V157H36V159L38 160V157H37V151H38V153L39 154H45V153H43L44 151H39V150H41V149H39L38 147H37V149H39V150H34V152L32 153V151L31 150H33V149H31V146H29V144L28 145H26ZM43 146H45V145H43ZM47 147H48V145H46ZM46 146H45V148H46ZM52 146V145H51ZM69 146V145H68ZM76 146V145H75ZM74 146V147H75ZM78 146V145H77ZM35 147V146H34ZM57 148H59V147H61V149H62V144H61V146H56ZM1 148H2V150L4 151H2L3 153V156H0V157H5L6 158V153L7 152H9L8 150H7V152H6V149H3L4 147H2L1 146ZM10 148V147H9ZM13 150H12V149ZM10 149L12 150L10 153H12V152H14V150H16L15 148H13V147H11ZM48 148H53V146L52 147H48ZM69 148H70V146H69ZM78 148V147H77ZM80 148H82V147H80ZM65 149V148H64ZM64 149H62L61 151H63ZM45 150V149H44ZM56 149H54V151H55ZM76 150V149H75ZM80 150V149H79ZM79 150H76L80 155H81V152L79 151ZM17 151H19V149L17 150ZM16 151V152H17ZM22 151V150H21ZM28 151V152H29ZM70 151L71 152H73V149L71 150V148H70ZM46 152H47V154H48V150L46 149ZM66 151L64 150V152L63 153H65ZM5 153V154H4ZM21 152H18V154H14V155H16V156H18V157H15V158H20V156L22 155V154H20ZM54 153V152H53ZM73 153H75V152H73ZM72 153V154H73ZM78 153H76V154H78ZM24 154V153H23ZM29 154H24V155H28L29 156ZM55 154V153H54ZM36 155V156H35ZM55 155H58V156H60V154H55ZM54 155V156H55ZM67 155L68 156H70L69 155V152H67ZM9 156H10V158H11V155L10 154H7V158L9 159V160H11L10 158H9ZM26 156H23V157H25V158H28V156L26 157ZM35 156V157H34ZM41 156V155H40ZM50 155H47V157H49ZM58 156H57V158H58ZM79 156V155H78ZM78 156H76L77 158H79ZM81 156H83V155H81ZM22 157V156H21ZM43 156H41L40 157V160H42L43 158H42ZM71 157V156H70ZM75 157V158H76ZM4 158V159H5ZM50 159H51V157H49ZM64 158V157H63ZM81 158H83V157H81ZM85 158V160H86V156L84 157ZM84 158H83V160L82 161H84L85 162V160H84ZM3 159V160H4ZM29 159V158H28ZM9 160H4L3 162H5V161H9ZM39 160V161H40ZM54 160V159H53ZM52 160V161H53ZM76 160V159H75ZM12 161H14V159L12 160ZM20 161H21V158H20ZM24 161V159L22 158V161L20 162V163H22ZM27 161V160H26ZM30 161H32V160H30ZM50 161V160H49ZM52 161L49 163L50 165H52ZM79 161V160H78ZM2 162V159H0V164H4L3 162ZM17 162V161H16ZM15 161H14V163H16ZM35 162V165H36V167H38V169H43V168H45V166L44 167H41V164L43 163V162H45V160L44 161H40V163H38V165H37V163H36V160L34 161ZM81 162V161H80ZM6 163V162H5ZM24 163V166H25V161L23 162ZM55 163V162H54ZM10 164H12V163H9V165ZM17 164V163H16ZM27 165L29 164L28 162L26 163ZM6 165H8V164H6ZM12 165H14V164H12ZM18 165V164H17ZM20 166L22 165V164H19ZM31 166H28V167H25L26 169H28L27 171H28V174H27V171H26V173L25 174H27L28 176H29V174H32V176L35 178V176L36 175H34L33 173H29L30 171L31 172H35V170L34 171H32V169L30 168V167H32V165L33 164H30ZM34 165V166H35ZM40 165V166H39ZM44 165V164H43ZM48 165V164H47ZM55 165V164H54ZM66 165V164H65ZM0 166H2V165H0ZM5 166V165H4ZM4 166H2V167H4ZM23 166V165H22ZM13 167H15V166H13ZM12 166H11V168H12V171L11 172H13L14 170V168H13ZM18 167V166H17ZM39 167H41V168H39ZM6 168V166L4 167V169ZM10 168V169H11ZM20 167H18V169H19ZM50 168V167H49ZM57 168V167H56ZM51 169V168H50ZM7 170H9V168H7ZM7 170H5L7 173L9 172V171H7ZM22 170V169H21ZM39 171H41V170H38V172ZM52 171V170H51ZM0 172H2V174H4L3 173V171H0ZM11 172H9V174L11 173ZM21 172V171H20ZM24 172V170H22V172L21 173H23ZM47 172H49L48 170H47ZM47 172H45L44 173V175H47ZM59 172V171H58ZM65 172V171H64ZM17 174H21V173H19V172H16ZM37 172H35V174H36ZM40 173V172H39ZM41 173H43V172H41ZM51 173L52 172H49V175H51ZM56 173H57V171H56ZM69 173V174H68ZM66 175L68 176V175H70V172H68ZM16 174V175H17ZM25 174H23V176L22 177H25L26 175ZM38 174V173H37ZM55 174V173H54ZM59 174V173H58ZM58 174H55V175H57L58 176ZM73 174H74V172H73ZM72 174V175H73ZM43 175V176H44ZM65 175V173H64V175H62V176H64V177H66L67 178V180H69V177H67ZM12 176V175H11ZM10 176V177H11ZM15 176V175H14ZM18 176V175H17ZM28 176H27V178H28ZM48 176V175H47ZM56 176V177H57ZM62 176H60L61 178H63V179H65L64 177H62ZM78 176H80V175H78ZM2 177H3V175H2ZM4 177L5 178H8L9 176H6V174H4ZM10 177L8 178L9 179V181H11L12 180V177H11V179H10ZM16 177V176H15ZM32 177V178H33ZM52 179H50L51 178V176H50V180H49V182H50V184L52 183V181L54 180V175H52ZM72 177H74V176H72ZM81 177V176H80ZM79 177V178H80ZM1 178V177H0ZM4 178V179H5ZM32 178H30V176H29V179L28 180H30V184L32 185V183H31V181H32ZM71 178V177H70ZM82 178V177H81ZM7 179V180H8ZM16 180H17V177L15 178ZM20 181L22 180V179H20V178H18ZM35 179H39V177H37V178H35ZM34 179V180H35ZM48 178H44V181H40V180H42V179H39V181H40V183H39V181L37 180V183H38V185L40 186V184H42L43 185V183L47 180ZM56 179V178H55ZM63 179H60L61 181L63 180ZM0 180H2V179H0ZM25 180L27 181V183H28V180L25 178ZM66 180V181H67ZM3 181V180H2ZM5 181V180H4ZM3 181V182H4ZM23 181H24V178H23ZM26 181H24L25 183H26ZM55 182V184H60V183H56V180H54ZM80 181H82L81 179H80ZM6 182V181H5ZM22 182V181H21ZM34 183V185H37V183H36V181H33ZM77 182V180L75 181V184H77L76 183ZM23 183V182H22ZM27 183H26V185H27ZM29 183H28V187L29 188H27V186L23 183V185L24 186H21V188H23L22 190H25L24 189V187L26 186V189L28 190V189H32L31 187H33V186H31V185H29ZM54 183L53 184H51V185H54ZM63 183V182H62ZM69 184H70V182H68ZM81 183V182H80ZM21 184V183H20ZM49 184V185H50ZM7 185H9V183H7ZM11 185V184H10ZM10 185L7 187V190L9 189V188H13V190H9L8 192H7V198L9 199V197H8V195L10 194L11 195V193H10V191H12V193L13 194H15V195H17V196H13V197H18V196H20V193H18V194H16L15 192H13V191H17L16 189L14 190V184L12 183V185H11V187H10ZM44 185H47V181H46V183L44 184ZM63 185V184H62ZM61 185V186H62ZM66 185V184H65ZM68 185V184H67ZM66 185V186H67ZM13 186V187H12ZM56 186V185H55ZM54 186V187H55ZM37 187V186H36ZM35 187V188H36ZM49 187V186H48ZM38 188V187H37ZM51 188V187H50ZM58 188V189H57ZM41 189H45L44 188V186H43V188H41ZM53 188H51V190H52ZM56 189L57 190H59V189H61V188H59V186L57 185V187H56ZM21 190V191H22ZM26 190V191H27ZM62 190V189H61ZM53 191V190H52ZM52 191H51V193H52ZM54 191H56V190H54ZM42 192V191H41ZM35 193V192H34ZM43 193V192H42ZM47 193V192H46ZM44 194V193H43ZM55 194V192H53V195ZM9 195V196H10ZM36 196V195H35ZM42 195H38V198L39 197H41ZM47 196V199L50 197V196H48V194L47 195H45V197ZM30 197V196H29ZM34 197V196H33ZM37 198V199H38ZM44 198V197H43ZM51 198V197H50ZM49 198V199H50ZM18 199V198H17ZM27 199H28V197H27ZM36 199V200H37ZM47 199H45L44 198V201L46 200L47 201ZM53 199V198H52ZM58 199V198H57ZM57 199H53V200H56L57 201ZM7 200V199H6ZM10 200H12V199H10ZM10 200H8V201H10ZM29 200V199H28ZM33 200V199H32ZM39 200V201H38ZM37 201L40 203V202H42L40 199H38ZM1 201H3L2 199H1ZM13 201H16V200H13ZM59 201V200H58ZM18 202V201H17ZM20 202H21V200H20ZM24 202V201H23ZM28 202V201H27ZM4 203V202H3ZM8 203V202H7ZM6 203V206H8V204H11L12 203V201L11 202H9L8 204ZM34 203V206L36 205L35 204V202H33ZM39 203H37V204H39ZM43 203V202H42ZM45 203V202H44ZM48 203V202H47ZM47 203H45L44 205H46ZM50 203H52V202H50ZM50 203H48V206H47V208L48 207H51L52 208V206H51V204ZM57 203H59V202H57ZM57 203H55V201L53 202V205L55 204H57ZM63 203V202H62ZM21 204H23V203H21ZM27 204V203H26ZM11 205H13V207H15V205H14V203H12ZM42 205V204H41ZM40 204H39V206H41ZM55 205L53 206V208L55 207ZM18 206L22 209V207H21V205H19L18 204ZM18 206L16 205V208H18ZM29 206V205H28ZM34 206H32L33 208H31V209H27L28 211V214H29V216H31L30 218H32V216L33 215H31L32 213H34V215H36L35 217H37V216H40L41 214V212L43 213V214H45V212L47 211V210H43V209H40V210H43V211H45V212H43V211H39L40 213V215L37 213L36 214V212H38V210H39V208L38 207H34ZM56 206H58V204L56 205ZM4 207H5V205H4ZM12 207V206H11ZM23 207L24 208H26L27 206L26 205H23ZM8 208V207H7ZM27 208H29V207H27ZM43 208V207H42ZM52 208V209H53ZM65 208H67V207H65ZM3 209H5V208H3ZM35 209H38L37 211H35ZM45 209V208H44ZM56 209V208H55ZM58 209V208H57ZM6 210V209H5ZM9 210V209H8ZM8 210H6V213H7V211ZM10 210H12V209H10ZM9 210V211H10ZM29 210H34V211H32V213L31 212H29ZM54 210V209H53ZM1 211H4V210H2L1 209ZM15 211H18V213L20 214H16L15 216H17V218H18V216H19V218L20 217H22L21 219H22V222H24L25 223V221H23V220H26V223L25 224H27V220H29V219H27L26 218V215H25V213H22L23 211L22 210H15ZM20 211H22V212H20ZM25 211V210H24ZM56 211V210H55ZM55 211H51V212H55ZM59 211H64L63 213H62V215H65L66 214V212H68V211H72V210H59ZM58 210L56 211V214L58 215V212H59ZM101 211V210H100ZM5 212V211H4ZM46 213H50V212H46ZM70 213V212H69ZM69 213H67V214H69ZM79 214L78 215H80V214H83V213H81V212H78ZM99 213V212H98ZM1 214H4V213H1ZM0 214V215H1ZM9 214H13V211H11V212H9ZM21 214H22V216H21ZM48 214H46L47 215V220H46V222L48 223V220H50V222L51 223H49V224H52V220H51V218L49 217V215ZM66 214V215H67ZM72 214V213H71ZM85 214V213H84ZM86 214H88L89 215V213H86ZM97 214V213H96ZM101 214H102V212H101ZM8 215V214H7ZM14 215V214H13ZM51 215H52V213H51ZM54 215V214H53ZM61 214H59V218H57L56 217V215H54L55 217H54V219H56L55 220V222H57V220L58 219H60V217L62 216H60ZM88 215H85L84 217L86 218H88L89 216ZM5 216V215H4ZM23 216H25L24 218H23ZM44 216L45 215H43V217H42V219L44 218ZM76 216V215H75ZM81 216V215H80ZM83 216V215H82ZM3 218V216H0V218ZM63 217V216H62ZM68 217H70V218H68ZM71 215H67V216H65V218H67L66 220H68L69 222H67L66 221V224L67 225H70L69 223L71 222L70 221V219H71ZM95 217H98V216H95ZM101 216H99V218H100ZM9 218V217H8ZM11 218V217H10ZM9 218V219H10ZM76 218V217H75ZM75 218H73V221L75 220ZM78 218V220H75V222L76 223H79L80 222V219H79V217H77ZM85 218H83V220L84 221H86L87 219H85ZM98 218V219H99ZM12 219H15L14 218V216H13V218ZM35 219H38V218H32V220H34V221H38V220H35ZM45 219H46V217H45ZM64 219V218H63ZM3 220H5L4 218H3ZM20 220V219H19ZM19 220L17 221V222H19ZM40 220V219H39ZM44 220V219H43ZM60 220H62V218L60 219ZM60 220H58V222L60 223ZM72 220V219H71ZM89 220V219H88ZM2 221V220H1ZM42 221V220H41ZM100 221V220H99ZM6 222V221H5ZM29 222V221H28ZM45 222V220H44V222L43 223H46ZM61 222H63V221H61ZM88 222V221H87ZM96 222V221H95ZM94 222V223H95ZM6 223H8V221L6 222ZM33 223L34 222H29L27 225H24V227H23V225H19V224H8V225H4V227H2L1 226V228H0V246H3V245H5L6 244V246H8L7 247V249H6V247H4V251L2 250V253L0 252V259H1V262L2 263H0V264H56V262H58V264L59 263H62V262H60L61 260H59V261H57V259L55 258L59 253V256H60V258L59 259H61V257L65 260V254L63 253V252H59L58 254H55L54 253V251H53V247L51 248V249H47V246H45L47 243L46 242H49V244L52 246V245H54V246H59V247H61L62 246V248L64 249L65 248V246L67 245V243L66 244H62V243H55V241H54V244H51V243H53V242H51V241H53L55 238H54V236H53V238H52V240L51 241H47L46 239H45V241L43 240L42 241V244L44 245L43 247L46 249V250H44L43 249V247H42V244H40V242L39 241H41V239H42V237H41V239L40 238H38V237H40L39 235L40 234H38V236H36L37 238H34L35 240V242L34 243H37V242H39V243H37V244H39L38 246H35L36 244H34V245H31L30 244V242L31 243H33L32 242V239H33V237L32 236H34L33 234H35L34 233V231H33V233L30 231V230H32V229H38V227L40 228L39 230H38V232L39 231H41L42 232V226L40 227V225L37 227V226H35V225H33ZM37 223V222H36ZM81 223V222H80ZM102 223V222H101ZM100 223V224H101ZM0 224H3V221L2 222H0ZM5 224V223H4ZM30 224H32L33 225V227L34 228H30L29 229V225ZM61 224V223H60ZM60 224H58L57 225V223H56V225L57 226H59ZM97 224V227L99 228V223H96ZM48 225V224H47ZM72 225V224H71ZM70 225V226H71ZM76 225H79V224H75V226ZM82 225H84V224H81V226L79 225V226H77V227H79L78 229H80V231L81 232H79L78 233V235H80L81 233H83L82 232ZM99 225V226H98ZM27 226V227H26ZM50 226V225H49ZM52 227L54 226L53 224L51 225ZM60 226H62V224L60 225ZM86 227L88 226V228L87 229H90L89 227H91V225H85ZM96 226V225H95ZM102 226V225H101ZM36 227V228H35ZM51 227V229L53 230V228ZM62 227H64V226H62ZM67 227V226H66ZM69 227V226H68ZM85 227V228H86ZM44 228V227H43ZM57 228V227H56ZM65 228V227H64ZM63 228V229H64ZM70 228V227H69ZM93 228H95V227H93ZM98 228H97V234L96 235H100V233H98ZM103 228V227H102ZM102 228H100V229H102ZM44 229H46V227L44 228ZM65 229H67V228H65ZM77 229V230H78ZM35 230V231H36ZM49 230V229H48ZM52 230H50V231H52ZM75 230V229H74ZM77 230H75L76 232H78ZM84 230V229H83ZM86 230V229H85ZM90 230H92V229H90ZM46 231V230H45ZM54 231H56V230H54ZM67 231H69V230H65V232H67ZM93 231H94V229H93ZM99 231H103V230H99ZM40 232V233H41ZM43 232H44V230H43ZM57 232V231H56ZM86 233H85V235L87 234V231H85ZM67 233H69V232H67ZM67 233H65V234H67ZM89 233H93V232H89ZM46 234V233H45ZM48 234V233H47ZM49 234H51V237H52V233H49ZM60 234V237H61V239H59L60 237H58V239H55L56 241L58 240V241H60V240H62L63 239V241L65 240V238H63V236L65 235H63V233L61 234V233H59ZM58 234V235H59ZM94 234V233H93ZM92 234V235H93ZM36 235H37V233H36ZM55 235H56V233H55ZM62 235V236H61ZM67 235H69V234H67ZM66 235V236H67ZM84 235V236H85ZM87 235H89V234H87ZM91 235V234H90ZM98 235V236H99ZM65 236V237H66ZM70 236V238H71V235H69ZM81 236V237H80ZM80 236H78V237H80L79 238V240H84V238L82 239V235H80ZM94 236V235H93ZM101 236V235H100ZM32 238L31 239V241L29 240V238ZM46 237V236H45ZM49 237V236H48ZM77 237V238H78ZM96 237V236H95ZM102 237V236H101ZM100 237V238H101ZM50 238V237H49ZM68 238V237H67ZM76 238V237H75ZM74 238V239H75ZM93 237H91V239H92ZM103 238V237H102ZM101 238V240H100V242L103 240ZM29 240V241H27V242H29L28 244L25 242L26 240ZM36 239H38V240H36ZM44 239V238H43ZM73 239V240H74ZM90 239V240H91ZM94 239V238H93ZM77 240V239H76ZM86 240H89L88 238H86ZM85 240V241H86ZM89 240V241H90ZM96 240H97V238H96ZM62 241V242H63ZM67 241H70L69 239L67 240ZM66 241V242H67ZM75 241V240H74ZM99 240H97V242H98ZM10 242V243H9ZM17 244H16V243ZM44 242L46 243V244H44ZM77 242L78 241H75L74 243H76L77 244ZM86 242H88V241H86ZM93 242H96V241H93ZM12 243L14 244V245H12ZM69 243V242H68ZM73 243V244H74ZM83 244H84V241L82 242ZM90 243V242H89ZM1 244H3V245H1ZM22 244V245H21ZM56 244V245H55ZM79 244V243H78ZM91 244H95V243H91ZM28 245L30 246V247H32V248H30V247H28ZM50 245L48 246V247H50ZM75 245V244H74ZM56 246V248H58ZM64 246V247H63ZM68 246H69V244L67 245V250H68ZM77 246L78 245H75V247L77 248ZM92 246V245H91ZM90 246V247H91ZM79 247H80V245H79ZM87 247V246H86ZM86 247H82L83 249L84 248H86ZM55 248V247H54ZM55 248V249H56ZM81 248V247H80ZM6 249V250H5ZM54 249V250H55ZM70 249V248H69ZM90 249V248H89ZM48 250H52V251H49V252H47ZM87 249H85L84 250V252L86 251ZM1 251V250H0ZM56 251H57V249H56ZM65 251H66V249H65ZM68 251H71V249L70 250H68ZM94 251H96V250H94ZM93 251V252H94ZM83 252V255L82 256H86L87 257V253H86V255H85V253ZM97 252V251H96ZM63 253V254H62ZM66 253V252H65ZM73 252L71 251V254H72ZM89 253H92V252H89ZM62 254V255H61ZM67 254V253H66ZM68 255V254H67ZM58 257V256H57ZM65 257V258H64ZM84 257H82V260H81V262L83 261V259H84ZM56 259V260H55ZM71 260H73V259H71ZM73 262V264H74V261H72ZM72 264V263H71Z\"/></svg>","mask_w":264,"mask_h":264}]
</instances>
